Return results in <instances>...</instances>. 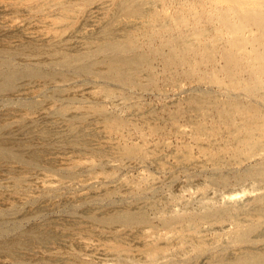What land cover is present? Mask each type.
Segmentation results:
<instances>
[{"label": "rangeland", "instance_id": "374dc122", "mask_svg": "<svg viewBox=\"0 0 264 264\" xmlns=\"http://www.w3.org/2000/svg\"><path fill=\"white\" fill-rule=\"evenodd\" d=\"M0 6V264H264V0Z\"/></svg>", "mask_w": 264, "mask_h": 264}, {"label": "bare ground", "instance_id": "6f19581e", "mask_svg": "<svg viewBox=\"0 0 264 264\" xmlns=\"http://www.w3.org/2000/svg\"><path fill=\"white\" fill-rule=\"evenodd\" d=\"M1 7V6H0ZM106 7V6H105ZM4 8V6L3 7H1V9H3ZM46 23V22H45ZM51 23V22H50ZM47 24V23H46ZM34 27V26H33ZM33 29V28H32ZM35 29V28H34ZM38 29V27H36V30ZM31 30V29H30ZM39 30H40V28H39ZM35 31V30H34ZM38 31V30H37ZM45 32V31H44ZM43 32V33H44ZM29 34V33H28ZM35 34V33H34ZM36 35V34H35ZM38 35V34H37ZM30 36V35H29ZM39 36H40V34H39ZM42 37V36H41ZM35 39V38H34ZM46 40V39H45ZM49 182V181H48ZM52 183V182H51ZM234 198V197H233ZM93 250V249H92ZM101 251H103V250H101ZM104 252H106V250L104 251ZM100 254V253H99ZM103 254V253H102ZM104 254H106V253H104ZM103 254V255H104ZM95 255V254H94Z\"/></svg>", "mask_w": 264, "mask_h": 264}]
</instances>
